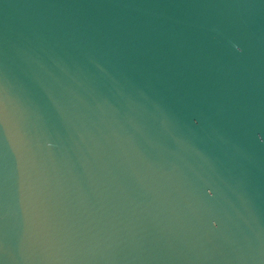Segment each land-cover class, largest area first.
I'll return each mask as SVG.
<instances>
[{"label": "water", "instance_id": "1", "mask_svg": "<svg viewBox=\"0 0 264 264\" xmlns=\"http://www.w3.org/2000/svg\"><path fill=\"white\" fill-rule=\"evenodd\" d=\"M0 264H264V0H0Z\"/></svg>", "mask_w": 264, "mask_h": 264}]
</instances>
